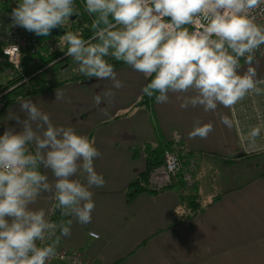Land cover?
I'll return each instance as SVG.
<instances>
[{"label":"clouds","instance_id":"1","mask_svg":"<svg viewBox=\"0 0 264 264\" xmlns=\"http://www.w3.org/2000/svg\"><path fill=\"white\" fill-rule=\"evenodd\" d=\"M83 11L92 36L66 31L61 38L79 73L119 90L124 84L109 59L122 62L148 81L143 96L166 104L170 94H182V109H227L220 122L236 130L243 150L264 152V121L245 130L237 119L238 105L264 96L257 71L258 54L264 58V0H83ZM9 15L12 26L49 37L79 12L76 0H20ZM112 89L95 94L94 103L115 97ZM20 112L24 119L14 117L19 131L5 127L0 135V264H49L60 255L62 238L71 236V218L92 221L91 189L106 183L94 165L102 153L72 127L54 125L30 99ZM213 131L212 123L196 121L188 138L207 139ZM43 194L55 202L48 211L33 207ZM57 211L59 222L49 218Z\"/></svg>","mask_w":264,"mask_h":264},{"label":"crops","instance_id":"2","mask_svg":"<svg viewBox=\"0 0 264 264\" xmlns=\"http://www.w3.org/2000/svg\"><path fill=\"white\" fill-rule=\"evenodd\" d=\"M115 70L124 84L119 90L112 89L111 81L95 78L88 83H68L30 99L50 116L54 125L72 127L94 141L102 153L94 165L106 183L91 189L95 202L92 221L81 225L71 218V236L62 238L59 248L75 250L93 264H264L261 175L217 192L210 200L199 193L202 202L209 206L190 218L185 217L175 191L166 190L155 196L142 193L128 201L129 185L145 169L143 155L133 158L132 150L141 149L144 143L154 145L161 139L168 140L171 133L179 135L183 147L198 157L199 164L210 160L233 165L248 157L239 145L236 130H229L220 122V114H228L227 109L218 108L217 113H206L200 107L182 109V101L177 99L182 94H170L166 104L154 102L136 107L147 80L125 64ZM257 71L258 77L264 79V59ZM108 89L115 91V97L103 98L97 106L94 95H102ZM56 94L63 98L57 99ZM22 101L0 112V135L5 127L19 131L14 117L25 118L20 112ZM248 105L249 101L237 109V119L245 130L254 122L239 109L248 111ZM196 121L214 125L207 139L188 138ZM48 174L51 180V173ZM195 178L199 191V174ZM76 179L84 182L82 176ZM217 196L219 201L211 205ZM53 204L48 194H43L33 207L48 211ZM176 219L180 222L171 227ZM89 233H96L99 238H91Z\"/></svg>","mask_w":264,"mask_h":264},{"label":"trees","instance_id":"3","mask_svg":"<svg viewBox=\"0 0 264 264\" xmlns=\"http://www.w3.org/2000/svg\"><path fill=\"white\" fill-rule=\"evenodd\" d=\"M19 2L20 0H0V12L10 14ZM76 9L79 15H74L63 28L54 29L49 37H38L34 33L28 32L30 38L36 41L39 48L36 54L37 48L35 49L33 55H30L33 49L32 45L22 51L20 72L12 69L7 58L2 53L0 44V103H2L0 112L16 101L31 99L51 92L59 86L77 83L87 78L79 73L78 65L73 59L65 55L67 46L61 39L66 31H73L85 39L92 36L90 28L91 18L83 11V0H76ZM109 62L114 67L124 65L122 62L112 59H109ZM154 102V99H149L142 94L141 100L136 107H147ZM132 153L133 158H138L140 154H143L145 169L129 185L126 191L128 201H132L137 195L142 193H149L155 196L166 190H171L176 192L179 204L184 207L185 217L187 215L190 218V216L202 214L209 206L208 203L202 202L197 182L194 186L188 188L182 181L178 180L177 183L164 188L159 193L149 188V174L163 165L166 153L175 154L185 162L190 158L194 157L196 159L197 157L183 147L180 139L176 142L173 139V134L170 135L168 140L161 139L154 145L144 143L141 149L135 148ZM261 177H264V173L261 174ZM219 199L220 196L215 197L211 205L219 201ZM61 219L58 211L52 216L53 221L59 222ZM179 222L180 220L176 219L171 227L176 226Z\"/></svg>","mask_w":264,"mask_h":264},{"label":"built area","instance_id":"4","mask_svg":"<svg viewBox=\"0 0 264 264\" xmlns=\"http://www.w3.org/2000/svg\"><path fill=\"white\" fill-rule=\"evenodd\" d=\"M0 44L3 55L7 58L8 63L16 70H20L22 51L32 45L33 49L31 50L30 55H33L35 49L38 47L36 41L30 38L27 31L18 26H12L10 15L3 13H0ZM14 46L17 47L18 50ZM258 58L260 60L264 59L259 57V54ZM248 101L249 110L246 111L245 108L239 110L243 112L245 117L252 119L254 124L264 121V96L248 98L242 102V104L238 105L237 109ZM262 138H264V133H262ZM173 139L176 142L179 140L174 136ZM241 149L247 157L264 154V152L248 154L242 147ZM197 164L198 162L194 157L185 162L175 154L166 153L164 155L163 165L154 169L149 174V188L159 193L164 188L176 183L178 180L182 181L186 187L191 188L195 184L194 172ZM53 215L54 214H51L49 216L51 220ZM90 237L94 238L93 236ZM58 251L60 255L50 261L49 264H54L56 262L58 264H73V261L77 259L80 261V264H93L84 259L83 255L75 250L59 248Z\"/></svg>","mask_w":264,"mask_h":264},{"label":"rangeland","instance_id":"5","mask_svg":"<svg viewBox=\"0 0 264 264\" xmlns=\"http://www.w3.org/2000/svg\"><path fill=\"white\" fill-rule=\"evenodd\" d=\"M38 48L39 46L37 47L35 54L38 51ZM12 69L17 72L21 71L16 70L13 67ZM94 79V77L86 78L83 81L88 83ZM1 107L2 103H0V108ZM172 134L173 133H171V135ZM142 159L144 161V158ZM197 159L198 158L196 157V160ZM199 162L200 164L198 163L199 165L196 167L194 173L197 178L199 174V193L206 200H210V198L217 192L243 185L264 173V154L245 158L233 165H225L224 161L201 160Z\"/></svg>","mask_w":264,"mask_h":264}]
</instances>
